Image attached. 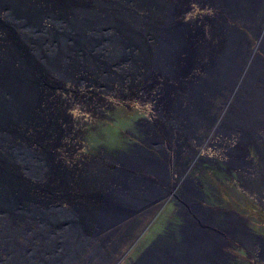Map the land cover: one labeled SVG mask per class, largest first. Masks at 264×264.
<instances>
[{
	"label": "bare ground",
	"instance_id": "bare-ground-1",
	"mask_svg": "<svg viewBox=\"0 0 264 264\" xmlns=\"http://www.w3.org/2000/svg\"><path fill=\"white\" fill-rule=\"evenodd\" d=\"M193 2L204 3L215 12L205 19L201 31L194 23L178 21ZM261 3L262 0H0V13L11 25L10 30L5 23L0 26V264H75L96 234L126 217L136 204L146 206L157 197L142 179L138 192H134L129 178H140L149 172L159 182L167 180V161L162 155L153 161L136 151L123 158L124 169L116 172L99 167V163L85 162L76 183L80 191L74 192L78 201H72L70 206H39L43 201L32 187L30 176L50 181L54 184L50 187L58 190L66 186L63 179H67L59 174L48 176L46 165L53 157L33 145L53 134H67L57 123L64 118V112L53 108V99H44L46 84L40 89L43 80L48 78L50 82L57 75L77 83L82 80L78 74L94 68L97 74L103 72L105 78L115 80L120 88L122 84H134L124 76L138 78L137 85L163 76L177 82L163 84L160 91V118L170 138L174 139L170 133L176 131L178 141L182 132L185 139L194 138L203 146L215 131V119L228 109L218 129L221 139L232 135L241 144L251 139L261 142L264 58L254 50L264 52ZM227 21L234 24L228 26ZM232 26L249 31L258 39L257 45ZM89 38L95 43L89 44ZM123 63L126 68H122ZM116 68H120L119 72L114 71ZM191 68L193 75H188ZM187 75L191 79H186ZM216 104L220 117L215 112ZM147 132V143L158 148V135L150 128ZM175 163L181 174V163ZM182 189L181 195L188 203L182 200L185 223L177 233L178 240L156 248V253L161 251L158 257L168 251L174 256L170 264H225L226 256L219 248L226 240L235 237L247 245L255 244L243 223L234 218H223V235L199 227L198 215L191 208L197 209L193 206L196 204L188 199L195 192ZM100 190L104 192L96 193ZM106 195L107 207L99 198ZM126 206L128 210L123 212ZM147 256L141 264H165L162 259Z\"/></svg>",
	"mask_w": 264,
	"mask_h": 264
},
{
	"label": "rangeland",
	"instance_id": "rangeland-1",
	"mask_svg": "<svg viewBox=\"0 0 264 264\" xmlns=\"http://www.w3.org/2000/svg\"><path fill=\"white\" fill-rule=\"evenodd\" d=\"M190 6L186 14L179 17L178 21L189 25L194 23L201 31L205 19L215 15L214 9L198 2H193ZM260 7L261 17H264V0ZM4 20L6 19L0 13V26L4 27L5 23L7 29L10 30L11 25ZM47 23L45 22L46 25ZM230 24L234 23L227 21V25ZM235 27L232 26V28ZM237 29H240L239 33L243 36H250L249 31H245L241 26ZM250 38L257 45L258 39L252 35ZM88 41L89 44L95 43L92 38H89ZM99 50L100 48H98ZM254 50H258L264 58V52L259 48H254ZM109 62L111 63V61ZM121 66L122 68L127 67L124 63ZM95 70L91 68L78 74L82 80L77 83L65 81L55 75V78L51 77L50 82L47 81L48 78L43 80L40 86L41 89L46 84L44 99H53V108L55 109L56 106L64 112V118H59L57 123L58 127L63 128V132L66 131L67 134L62 133L63 136L56 137L53 134L48 138L38 140L37 143L33 142V145L42 149L46 155L50 154L53 157V159H49L51 163L46 165L48 176L57 177L59 174L60 176L65 175L67 179L65 182L63 179V186H66L58 190L50 187L54 185L52 182H43L30 176L32 187L35 188L37 196L43 201L39 203V206H70L72 201H78L79 198L75 194L79 193L77 190L80 191V188L76 183L81 177L80 173L85 162L99 163V167L106 168L109 172H116L122 170L124 166H122V160L124 161L127 156L133 155L136 151H140L153 161L155 157L158 158L159 155H162V159L167 161L168 171L164 170L168 175L167 180L164 179L162 182L157 181L156 176L149 172L141 174L143 176L140 178H129L134 192H138L140 187L138 182L142 179L147 181L150 192L155 193L154 196L157 197L150 203L148 202L146 206L136 204L129 213L124 215L126 217H121V220H116L115 223L96 234L94 242L85 249L75 264H141L143 257L147 254V258L151 255L158 261L162 259L165 264H170L174 261V256L172 257L171 253L164 251L158 257L161 251L156 253V248L161 243L167 244L172 239H179L177 233L185 223V218L181 213L182 200L187 203L185 196L181 195V191L186 187L195 192L194 196L191 195L192 198L188 199L196 204L193 206H196L197 209L190 207L194 210L192 212L198 215L199 227L202 226L223 235L225 229L223 220L228 218L233 220L234 218V220L243 223V229L253 239L252 241L255 243L253 245L239 242L235 237L226 240L221 249L219 248L226 256L225 264H228L229 260H231L230 264H251L247 260V254L250 251H259L264 255V187H260L259 190L246 187L238 170V168H244L247 163L245 154L248 144L256 146L257 153L261 157V161L264 162V138L261 139V142L251 139L242 144L239 142V138L232 135L221 139L218 129L222 121L227 118L228 109L220 117L219 105L216 104L215 112L217 116L219 114L220 119H215L213 125L215 131L210 134V138L203 146H200L194 138L185 139L182 132H180L177 141V133L172 131L170 134L173 135L174 140L167 135L168 130L164 131L163 129L166 126L160 118L162 111L160 91L163 84L173 85L177 82H171L163 76H155L144 83L142 80V84L139 82L137 85L138 78L134 80L132 77L124 76V80L126 79L129 84L131 82L134 84L131 86L122 84L120 89L115 80L107 79L103 72L97 74ZM119 70L120 68L114 69L117 72ZM191 70L192 72L187 73L188 75H193V69L191 68ZM188 75L185 78L191 79ZM90 77L94 79H90ZM113 85L118 87H112ZM227 104L229 103L227 102ZM148 128L158 135V148L149 145L145 140L149 136ZM164 132L166 133L163 134ZM27 135L31 139L33 138V135ZM221 148L226 154L227 163L238 168L231 167L224 161V155L220 152ZM248 148L251 150V158L255 161L256 155L253 149L251 146ZM179 155H183V158ZM174 160L181 163V174L178 172ZM238 160L241 162L239 163ZM191 162H193L192 166H190ZM248 174L245 173V176ZM260 176L262 177V174L258 173L255 177L256 180ZM181 178L184 182H179ZM256 180L254 182L258 184ZM103 190L95 192L103 193ZM61 193L64 195L59 197ZM204 195V202L214 208L202 202ZM99 198L102 199L103 206L108 205L107 195ZM190 207L188 208L191 209ZM226 209L234 213L225 211ZM127 210L128 206L123 212ZM246 227H249L248 230Z\"/></svg>",
	"mask_w": 264,
	"mask_h": 264
},
{
	"label": "flooded vegetation",
	"instance_id": "flooded-vegetation-1",
	"mask_svg": "<svg viewBox=\"0 0 264 264\" xmlns=\"http://www.w3.org/2000/svg\"><path fill=\"white\" fill-rule=\"evenodd\" d=\"M249 146H251V148L253 149V151H254V153L256 155L255 161L251 158V150H250V148H248ZM246 148H247V153L245 154V159H246L247 163L244 166V168L241 167L240 169L238 167H234L231 164L229 165L227 163L226 154L222 151V148H221L220 152H221L222 155H224V161L229 166L234 167V168H238V170L240 171L239 174H240V176L242 175V178L244 180V185H246V187H249L250 189H253V190H256V189L259 190L260 187H262V186L264 187V162L261 161V157L258 155L255 145L248 144L246 146ZM224 161L222 160V164L224 163ZM252 161L254 163L255 162L256 163L254 164ZM192 164H193V162H191L190 166H192ZM247 167H251V168L248 169ZM245 173H249V174L247 176H245ZM258 173H261L262 177L260 176V178L258 177V180H256L255 177H257ZM252 180H253V182H252ZM255 180L258 182V184H255V182H254ZM204 200H205V195H204V198H203L202 202H204ZM206 205H208V204H206ZM208 206H210L211 208H214L211 205H208ZM225 211H229V212L234 213L233 211H230V210H227V209ZM235 214H237V213H235ZM237 215H239V214H237ZM248 228L246 227L247 230H248ZM247 255H248V259L247 260H248V262L250 261L251 264H264V255H262L259 251H250V253L247 254ZM230 262H231V260H229L228 264H230Z\"/></svg>",
	"mask_w": 264,
	"mask_h": 264
}]
</instances>
